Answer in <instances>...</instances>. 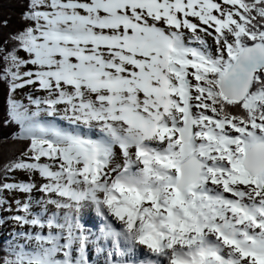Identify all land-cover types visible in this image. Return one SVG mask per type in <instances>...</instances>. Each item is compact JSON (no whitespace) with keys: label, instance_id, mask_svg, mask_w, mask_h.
Here are the masks:
<instances>
[{"label":"snow or ice","instance_id":"1","mask_svg":"<svg viewBox=\"0 0 264 264\" xmlns=\"http://www.w3.org/2000/svg\"><path fill=\"white\" fill-rule=\"evenodd\" d=\"M0 264H264V0H0Z\"/></svg>","mask_w":264,"mask_h":264},{"label":"trees","instance_id":"2","mask_svg":"<svg viewBox=\"0 0 264 264\" xmlns=\"http://www.w3.org/2000/svg\"><path fill=\"white\" fill-rule=\"evenodd\" d=\"M0 13H2L4 15H8L11 17L10 24L15 23V19H16L15 8H4V9L0 10Z\"/></svg>","mask_w":264,"mask_h":264}]
</instances>
